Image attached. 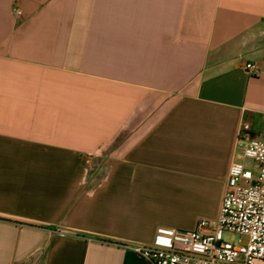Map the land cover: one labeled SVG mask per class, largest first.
<instances>
[{"label":"crops","instance_id":"0c3cea01","mask_svg":"<svg viewBox=\"0 0 264 264\" xmlns=\"http://www.w3.org/2000/svg\"><path fill=\"white\" fill-rule=\"evenodd\" d=\"M242 122L264 0H0V264H147L217 217Z\"/></svg>","mask_w":264,"mask_h":264},{"label":"built area","instance_id":"2783aa9c","mask_svg":"<svg viewBox=\"0 0 264 264\" xmlns=\"http://www.w3.org/2000/svg\"><path fill=\"white\" fill-rule=\"evenodd\" d=\"M14 14L20 10L14 6ZM244 69L260 74L256 64ZM242 122L236 136L238 153L228 167L227 179L214 219L199 218L187 231L159 227L150 244L132 247L147 264H264V130L252 137ZM247 160L253 162L251 169ZM224 232L245 236V243L224 241Z\"/></svg>","mask_w":264,"mask_h":264},{"label":"rangeland","instance_id":"374dc122","mask_svg":"<svg viewBox=\"0 0 264 264\" xmlns=\"http://www.w3.org/2000/svg\"><path fill=\"white\" fill-rule=\"evenodd\" d=\"M246 164L250 169L253 166V162L251 160H247ZM223 239L224 241L232 244L245 243L247 241V238L245 236L231 232H224Z\"/></svg>","mask_w":264,"mask_h":264}]
</instances>
